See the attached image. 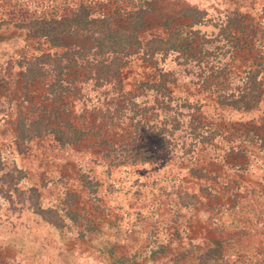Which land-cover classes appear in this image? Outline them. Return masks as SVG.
Returning a JSON list of instances; mask_svg holds the SVG:
<instances>
[{"label": "rangeland", "instance_id": "1", "mask_svg": "<svg viewBox=\"0 0 264 264\" xmlns=\"http://www.w3.org/2000/svg\"><path fill=\"white\" fill-rule=\"evenodd\" d=\"M145 3L155 8L139 35L149 38L166 35L168 21L190 23L182 14L189 8L207 11L212 31L227 10L257 18L264 0H0V264H264V96L257 108L236 110L185 80L174 85L222 133L190 156L155 135L145 143L151 161L110 167L105 134L68 147L54 135L20 137L22 115H36L46 95L44 82L23 80L24 60L49 47L25 25L83 5L96 14L117 9L126 26ZM62 38L70 47L92 44L78 30ZM149 74L134 60L126 89Z\"/></svg>", "mask_w": 264, "mask_h": 264}, {"label": "trees", "instance_id": "2", "mask_svg": "<svg viewBox=\"0 0 264 264\" xmlns=\"http://www.w3.org/2000/svg\"><path fill=\"white\" fill-rule=\"evenodd\" d=\"M154 8L141 4L128 14L126 26L119 24L117 9L96 14L83 5L26 24L30 36L44 39L49 47L24 60L23 80L27 85L44 82L46 95L36 115L29 110L22 115L20 137L54 135L68 147L87 136L105 134L102 158L117 167L151 161L145 147L149 136L157 135L167 148L190 156L222 134L203 121L198 102L174 92L173 86L182 80L210 93L222 108L250 110L260 105L264 5L257 18L238 9L225 11L212 31L205 28L208 12L189 8L182 14L190 23L168 21L166 35L143 38L139 29L144 15ZM74 30L90 34L92 44L67 46L62 37ZM246 53L252 59L248 64L241 61ZM134 60L150 74L131 91L126 89L124 70ZM64 112L68 119H62ZM117 130L125 134L113 139Z\"/></svg>", "mask_w": 264, "mask_h": 264}]
</instances>
